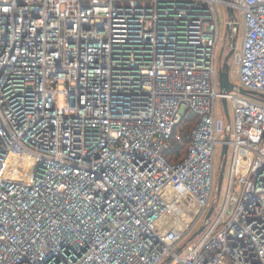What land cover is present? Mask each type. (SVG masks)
I'll list each match as a JSON object with an SVG mask.
<instances>
[{
    "label": "built area",
    "instance_id": "built-area-1",
    "mask_svg": "<svg viewBox=\"0 0 264 264\" xmlns=\"http://www.w3.org/2000/svg\"><path fill=\"white\" fill-rule=\"evenodd\" d=\"M215 1L0 0V264H264V0L225 93Z\"/></svg>",
    "mask_w": 264,
    "mask_h": 264
},
{
    "label": "rangeland",
    "instance_id": "rangeland-1",
    "mask_svg": "<svg viewBox=\"0 0 264 264\" xmlns=\"http://www.w3.org/2000/svg\"><path fill=\"white\" fill-rule=\"evenodd\" d=\"M213 6H214V15L218 19L219 32H220V36H221V41H219L220 43H219V48H218V52H217L218 63L221 66L224 57L229 52V50L232 49V40L229 37L225 36V34L228 33L226 31V21H227L226 19L228 17L227 11H226V6L222 2H220V0H216L214 2ZM236 16H237L239 23L235 24V25L234 24L230 25L231 27L237 25L236 29L233 30V34H232V37L235 38V45L233 48L234 51L228 57L229 79L234 84H238L236 59H237V54L240 51V46H241L242 39H243V20H242L241 15L238 12H236ZM217 88H218V86H217ZM62 99H63L62 96H60L59 101H58L59 104H62V102H63ZM227 107H228V110L230 112V110H231L230 102L227 103ZM216 114L218 116H221V117L224 116L225 117V113L223 110L221 99H218L216 102ZM219 156H220V147L217 146L215 149V160H214V168H215L214 181L215 182H217V179H218L217 178L218 172H219L218 166H219V161H220ZM227 179H228V170L226 167L224 170V175H223L221 189H220V197H219V206L220 207L224 203V196H225V191H226ZM216 191L217 190H215V192ZM213 216H215V214ZM199 226H200V222H198V224L193 228L194 231L197 230L199 228ZM201 237H202V232L197 234L193 239H191L190 243H194V242L198 241ZM169 264H174V261H171Z\"/></svg>",
    "mask_w": 264,
    "mask_h": 264
},
{
    "label": "water",
    "instance_id": "water-1",
    "mask_svg": "<svg viewBox=\"0 0 264 264\" xmlns=\"http://www.w3.org/2000/svg\"><path fill=\"white\" fill-rule=\"evenodd\" d=\"M226 11H227V16L229 20H234L235 19V13L234 10L231 6H226ZM236 24V23H235ZM226 31L228 33H230L231 31V26L230 23L226 24ZM234 45H235V38L233 37L232 39V49L229 50V52L226 54V56L223 59L222 65L219 67L218 69V86H219V90L223 93L225 92H229L232 91L233 89H235L236 84L232 83L229 79V64H228V57L229 55L234 51ZM239 92L242 94H249L251 93L250 91L240 88L239 87ZM221 102H222V106L224 109V113L226 115L227 120H229V114H228V109H227V101L225 98H221ZM225 139H228V136H225ZM226 153H227V144H223L221 151H220V156L219 159L222 161L221 163V167L219 168V172H218V180H217V193H219L220 187H221V182H222V178H223V166H224V162L226 159ZM212 206L209 207L207 213H206V217L209 216V214L212 211ZM202 230V226H200L196 231L193 232V234L191 235V238L193 236H195L197 233H199ZM170 260V258L167 259V262Z\"/></svg>",
    "mask_w": 264,
    "mask_h": 264
},
{
    "label": "trees",
    "instance_id": "trees-1",
    "mask_svg": "<svg viewBox=\"0 0 264 264\" xmlns=\"http://www.w3.org/2000/svg\"><path fill=\"white\" fill-rule=\"evenodd\" d=\"M196 119V114H187L182 116L179 123L174 126L173 134L170 139V147L165 152L169 161H178L186 152L188 134ZM176 134H179L180 138H176Z\"/></svg>",
    "mask_w": 264,
    "mask_h": 264
}]
</instances>
